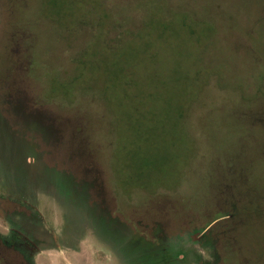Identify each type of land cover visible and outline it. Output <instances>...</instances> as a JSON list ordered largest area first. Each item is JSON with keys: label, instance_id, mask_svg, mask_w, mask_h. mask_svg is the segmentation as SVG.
Masks as SVG:
<instances>
[{"label": "rangeland", "instance_id": "1", "mask_svg": "<svg viewBox=\"0 0 264 264\" xmlns=\"http://www.w3.org/2000/svg\"><path fill=\"white\" fill-rule=\"evenodd\" d=\"M131 1L0 0V163L16 196L0 204L21 216L0 260L31 264L28 195L43 186L92 213L126 264L153 261L114 214L133 205L135 232L171 247L172 230L202 243L227 215L205 239L213 264H264V0ZM107 14L142 29L115 41Z\"/></svg>", "mask_w": 264, "mask_h": 264}, {"label": "clouds", "instance_id": "2", "mask_svg": "<svg viewBox=\"0 0 264 264\" xmlns=\"http://www.w3.org/2000/svg\"><path fill=\"white\" fill-rule=\"evenodd\" d=\"M28 143L37 142L29 137ZM28 162L34 161L29 158ZM9 181L10 172L0 163V198L15 200ZM28 205L33 215L39 218L35 236L41 241L31 257V264H126L120 246L101 229L95 216L72 209L66 197L58 192L43 186L34 187L28 195ZM134 207L138 206L128 209L117 206L114 214H123L139 231L131 217ZM10 210V204H0V240L11 238L21 222L20 215L14 219L9 217ZM169 242L176 249L190 250L193 258L199 256L207 264H213L212 249L194 241L189 234L172 230ZM180 258L184 259V256ZM0 264H3L2 260Z\"/></svg>", "mask_w": 264, "mask_h": 264}, {"label": "trees", "instance_id": "3", "mask_svg": "<svg viewBox=\"0 0 264 264\" xmlns=\"http://www.w3.org/2000/svg\"><path fill=\"white\" fill-rule=\"evenodd\" d=\"M133 2H134L133 7L137 5L136 7L133 8V10L139 13L140 11H137V10H141L144 7V5L141 3L140 0H132L129 4L125 3V5H131ZM115 10H116V6H115L113 11H115ZM129 10L132 11V9H129ZM108 11H112V9L108 8L107 12ZM107 15L109 17H111V20H112V23L110 25L111 30L112 29H113V31H118L117 29L123 30L122 34H120V36L118 35L119 37L117 36L115 41L121 40L122 38L124 39V38L129 37L130 36L129 34L134 33L136 26L138 27V29H140V30L142 29L143 25L137 24L135 22V19H134L135 16L128 15L125 18H123V17L120 18L119 16H117V18H119L120 21H119V19H117L115 21V19L110 14H107ZM165 18H167V16H165ZM122 21H124L123 24H122ZM126 23H129V24L131 23L130 24L131 29H127L128 26ZM110 39H111V37L108 36V39H107L108 43H113V41ZM252 98H253V96H252ZM254 98H256V99H254ZM254 98H253V102L255 103L256 100H258V91H257V94L254 96ZM226 216L227 215H222L221 217L215 219L214 221H211L209 226L205 227V229H207V230L209 228L210 232H208V234L206 232L204 240L202 242L203 245L215 247L209 240H207L205 242V239H207V237H209L214 232V230H216L218 228L217 225H220L219 220L223 221ZM205 229H203V230H205ZM132 232H133L134 238L136 239L134 241L139 242L141 244L140 245L141 251H143L144 253H148L149 256H151L153 258V261L149 262L150 264H187L188 259H190V257L188 256L187 257L188 259L180 260L179 255H181V253H184V252L180 251L179 249L174 248L173 246L171 247L168 243H164V242L162 243L161 241L156 240V238H153V237L149 238L143 234H139V233L135 232L134 228H132ZM223 253L227 254V251L222 252V250H221L218 255H220V259H222L223 261L226 262L227 260L224 258ZM184 254H185V256L187 255V253H184ZM143 259L144 258L141 256V260L145 261ZM199 259L201 260L202 258L199 257ZM145 262H147V261H145ZM203 264H207V262L203 261Z\"/></svg>", "mask_w": 264, "mask_h": 264}, {"label": "flooded vegetation", "instance_id": "4", "mask_svg": "<svg viewBox=\"0 0 264 264\" xmlns=\"http://www.w3.org/2000/svg\"><path fill=\"white\" fill-rule=\"evenodd\" d=\"M131 230H132V228H131ZM31 244H32V241H29V240L26 238V247H27L30 251L34 250L35 247H36V246H34V247H32V248H29V246H30Z\"/></svg>", "mask_w": 264, "mask_h": 264}]
</instances>
